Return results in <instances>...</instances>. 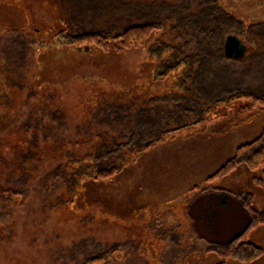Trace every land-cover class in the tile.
Masks as SVG:
<instances>
[{
    "label": "rangeland",
    "instance_id": "374dc122",
    "mask_svg": "<svg viewBox=\"0 0 264 264\" xmlns=\"http://www.w3.org/2000/svg\"><path fill=\"white\" fill-rule=\"evenodd\" d=\"M122 1L142 13L158 12L130 23L167 27L160 38L168 48L165 65L196 54L193 38L172 33L165 21V5L177 0H0V88L15 87L22 100L8 117L0 108V264H92L112 253L101 264H220L211 251L242 232L247 219L243 209L235 219L218 198L198 194L223 188L242 200L252 196L254 207L264 208L261 172L240 168L208 180L260 136L264 111H250L248 101L228 104V98L217 108L200 93L215 100L233 92L264 98V0H218L247 23L243 34L232 36L248 54L217 66L211 80L195 76L199 85L191 78L199 68L194 64L187 72L188 98L173 79L169 86L148 82L147 53L84 55L70 45L84 26L97 30L106 9ZM81 17L87 25H79ZM142 111L160 116L153 139L205 121L137 155L147 143L134 124ZM103 146L116 151L108 165L119 172L105 181L81 180L97 168L77 167ZM249 240L264 248V227ZM254 264H264V256Z\"/></svg>",
    "mask_w": 264,
    "mask_h": 264
},
{
    "label": "trees",
    "instance_id": "16d2710c",
    "mask_svg": "<svg viewBox=\"0 0 264 264\" xmlns=\"http://www.w3.org/2000/svg\"><path fill=\"white\" fill-rule=\"evenodd\" d=\"M177 1V4L174 6L165 5L167 6V18L165 21L171 23L169 30L172 33H176L177 35L189 34L197 44V52L192 57L179 60L175 64L169 63L165 65L161 59L165 56L168 50L160 39L167 33L166 26L156 24L152 21L141 24L136 23L133 25L130 23L136 21V17L138 19L139 15L142 17L145 15L150 17L156 16L158 12L153 11L151 12L152 15L149 13H142L139 6H134L131 3L124 4L123 1L119 4L112 5V8L106 9L105 21L95 24L98 25L97 30L92 31L88 26H82L83 32L77 37L71 38L70 45L80 54L84 55H93L94 53L102 52L104 54H115L116 56L121 57L132 52L147 53L150 56L149 60L145 62V69H147L146 72H149L148 82L152 86H156L160 82L169 86L173 79L176 87L181 89L183 96L188 98L191 95V90L187 87V72L190 70L192 71L194 64H198V70L195 75L191 77L195 80L194 82H196L195 76L197 79L202 80V83L203 81L211 80L214 69H216L217 66H223L225 61L231 59L227 58L224 54V45L227 38L234 34H243L246 30L247 23L238 20L232 12L220 6L218 0ZM149 9L153 10L154 7L150 6ZM86 13L87 11H83L82 15H85ZM79 18H77L79 25H87V19L81 17V19H83L81 20ZM80 20L82 21V24H80ZM138 20L140 21L141 18ZM90 24L92 23L89 22V25ZM99 25L108 27L115 26L116 30L113 32L111 29H104L99 27ZM261 34L262 35L260 36L263 37L264 33ZM247 54L248 48L245 46L244 56L241 59H245ZM158 71L162 72L157 74ZM223 81H226V78L223 79ZM196 83L199 85L198 82ZM226 83L231 84L227 81ZM14 88L15 87L0 88V108L4 111L5 117H8L9 113L14 108V104L16 105L15 108H21L22 100L19 98V94L15 93ZM25 89V87L22 88V92H25ZM197 89H199V86ZM187 92L188 95L185 96L184 93L187 94ZM200 93L209 104H214L217 108L220 107L221 100L223 101V99L228 98V104L236 101H248L252 104L250 111L254 109L264 111V98L254 94L233 96L234 92L224 93L225 95L217 96L215 100L208 96L206 98L201 91ZM205 94L207 95V93ZM164 112L168 113L167 110H164ZM158 117L160 118L159 115L154 117L148 112L146 113V111H142L135 117L134 124L136 123V125L143 130L147 139L146 145L137 150V155L152 148L165 145L179 137L173 135V139L170 137V134L195 128L205 121L204 119L184 127H179L174 131L162 132L157 136V139H153L154 132L160 127ZM20 118L21 116L18 117V120ZM15 120L17 121V119ZM247 120L249 121L250 119ZM130 121L131 119H127L126 124L128 125ZM220 132L221 131H212L213 134H221ZM115 148L117 150L120 149L119 146H116ZM112 152L109 151L106 146H103L100 154L96 157L97 159L92 157L93 160H89L87 157L86 159L88 160H85L80 164V166L77 167V171L82 167L91 166L93 168L96 167L97 172L90 174V176L82 175V178L76 173V179L80 178L85 181L98 182L113 178L119 172L120 168L117 169L108 165L111 160L110 157ZM240 168H246L251 172H261L263 176L262 181L264 182V130L258 138L239 147L236 150L235 155L208 180L212 181L216 178H225ZM230 194L236 196L235 198L239 200L240 206L244 212V218L247 219V223L242 232L230 242L226 244H216L213 251H211V254H214L220 260V264H227L230 261H237L240 264H254L258 259L264 256V248L250 242L249 237L255 230L264 227V208L262 210H257L254 207L252 196L248 200H242L241 195H236L231 192ZM115 254L116 253H112L108 254L106 257L96 258L92 260L91 263H105L108 260H111Z\"/></svg>",
    "mask_w": 264,
    "mask_h": 264
},
{
    "label": "crops",
    "instance_id": "0c3cea01",
    "mask_svg": "<svg viewBox=\"0 0 264 264\" xmlns=\"http://www.w3.org/2000/svg\"><path fill=\"white\" fill-rule=\"evenodd\" d=\"M183 138H185V137H183ZM219 191H221V192H219ZM230 192H231L230 190H226L223 188L217 189V188L211 187L210 190L203 191V192H201V194H198V199L199 198H205L208 196L209 197L214 196V197L218 198L220 200L221 207L225 210H228L229 215L234 216L235 219H237L240 211H242V208L240 206L239 200L235 198L236 196H232L230 194ZM231 193H233V192H231ZM229 207L231 209L230 211H229ZM225 213H227V212H225ZM190 231H192V229ZM201 231H203L202 228H199V232H201ZM192 233H193V231H192ZM201 235H203V234L201 233ZM196 237L200 238L202 236L197 235Z\"/></svg>",
    "mask_w": 264,
    "mask_h": 264
},
{
    "label": "water",
    "instance_id": "95a60500",
    "mask_svg": "<svg viewBox=\"0 0 264 264\" xmlns=\"http://www.w3.org/2000/svg\"><path fill=\"white\" fill-rule=\"evenodd\" d=\"M245 46L236 36L227 38L224 45V54L227 58L241 59L244 56Z\"/></svg>",
    "mask_w": 264,
    "mask_h": 264
}]
</instances>
